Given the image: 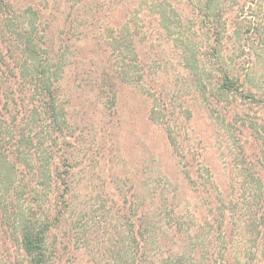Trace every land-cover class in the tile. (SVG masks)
I'll use <instances>...</instances> for the list:
<instances>
[{
  "label": "rangeland",
  "instance_id": "374dc122",
  "mask_svg": "<svg viewBox=\"0 0 264 264\" xmlns=\"http://www.w3.org/2000/svg\"><path fill=\"white\" fill-rule=\"evenodd\" d=\"M186 2L0 0V264H30L19 244L20 224L33 213L44 218L62 209L45 184L51 164H44L42 139L50 143L52 129L25 83L31 59L16 49L15 29L32 28V6L42 10L49 57L63 66L54 86L74 192L52 233L66 242L78 231L79 242L64 256L75 257L68 264H118L109 253L116 226L124 249L135 248L126 243L127 222L117 220L124 201H134L154 224L134 264H161L168 252L160 255L156 246L159 235L172 239L170 225L189 240L218 214L228 215L234 232L249 235L243 243L249 249L263 235L262 212L249 206L264 195V0H212L210 13L223 10L222 37L242 22L240 32L253 39L237 54L234 41L222 39L218 61L207 51L213 36L198 29ZM237 55L244 86L227 92L218 85L217 64ZM11 65L22 75L19 87L17 76L7 79L11 85L3 77ZM248 92L262 98H243ZM57 248L61 257L64 249Z\"/></svg>",
  "mask_w": 264,
  "mask_h": 264
},
{
  "label": "trees",
  "instance_id": "16d2710c",
  "mask_svg": "<svg viewBox=\"0 0 264 264\" xmlns=\"http://www.w3.org/2000/svg\"><path fill=\"white\" fill-rule=\"evenodd\" d=\"M186 1L187 6L192 7L195 12L198 29L204 28L207 33L213 36V45H209L207 51L208 49L210 51L212 50V52H214L213 56L217 59V61L222 55L221 50H219V46L221 45L220 41L222 39L223 42L234 41V43L231 44L233 45L232 48H234L233 50H235L236 54L239 50H246V48L250 46V42H252L253 39L244 37L240 32V28H238L242 22H237V24L235 23V30L229 29L228 34L224 37H222L223 35H220L223 28L221 24L223 10L218 8L215 10L216 12L210 13L212 0ZM31 8L34 11L33 25L30 26L32 28L27 29L26 27L22 26L15 29V37L17 38L16 41L18 42L16 43L18 44L16 49L21 52V56L31 59L29 71L27 70L26 66L23 69V76L26 78L25 83H27L28 86H32L34 94L33 96L35 97L34 102L39 103L38 106L41 108V114L48 118L44 120H48L47 124L52 129V132L50 133V143L48 138L42 139V142H46L44 147H46L49 154V160L45 159L44 164L48 166L49 162L51 164L50 173L47 171V169L45 172V175H48V177L45 179L47 181L45 184L50 190L48 195L53 193L51 198L53 200L52 204L54 207L56 208L57 205L60 208L62 207V209H56L57 211L55 215H49L44 218L33 213V219L24 221L20 224L19 244L23 253L29 258L30 264H49L51 261L52 264H68L73 262L75 257H67L65 259L64 256L67 255V248L75 246V244L79 242L80 237L78 235V231H76L75 235L69 237L68 241L66 242L58 241V239L53 236L52 233L60 226L58 220L63 217V207L68 206V200L70 197H72V193L74 192L73 188L71 187L72 184L70 183L72 177V164L70 163V159L68 157L70 152H67L66 150V137L68 132L59 125V108L56 101L57 96L54 86L57 80H59L63 74V66L59 64V58L58 62V60L54 61L52 57H49V49L44 47V29L40 27L41 23L38 18H41L42 16L41 8L33 6ZM251 29L252 28L249 27L245 32L249 33ZM7 49L9 50V55L11 56H9L8 59L12 62L16 61V57L11 53L12 48L8 46ZM137 50L140 52V48H137ZM21 59L22 62H26L24 58ZM226 61L227 63H225L224 58L223 60L221 59V62L217 64V70L220 77L218 85L227 92L241 93L240 90L243 89L244 85H241L240 80H244L246 73L242 72L243 67L241 65L242 61H240V56H228ZM13 64L16 65L15 63ZM14 65H11L12 67L7 73H3V77L6 78L5 80H7L10 78V76H17L19 79V84L17 82L14 84H18L19 87L20 84H22V75L17 74V69ZM7 84L11 85L12 82L7 80ZM248 93L249 94H247V96H243V98L250 99L256 103H258L259 99L262 98L261 95L255 96L250 92ZM43 159L44 158H42L41 161ZM14 162H16L18 166L22 165L24 167V165H26L20 161ZM19 169H21V167H19ZM37 177H42L39 171ZM255 199L258 200L256 202V206L251 205L249 206V209L254 207L256 210L261 211V218H263L264 195L260 197V199L259 197H256ZM47 201L48 198L46 199V202ZM216 201L217 200L214 199V202ZM119 206L121 214L117 220L121 218L122 221L127 222L128 226L126 225V234L124 233L127 238L126 243L131 241L135 248H131V250L124 249V242H122L121 239L123 232L121 235L117 233L116 226L113 235L117 236L116 245H121V247L119 249H114L116 245H113L111 250H109V253L112 252V255L114 254L113 258L117 260L118 264H134L136 260L135 254H137L139 257H142L141 248L146 242L147 235L152 231L154 224L153 221H149L146 218L144 212L139 210L138 206L134 204V201L133 204L132 201L129 203L124 201L121 202ZM228 218V215L226 217L225 215L220 216V214L205 218L204 224L198 226V235H196L193 239H189L192 240V243H190L191 248L185 253L184 250L179 252L178 249H186V243L189 242V240L182 237V231H180L181 229H179L177 226L170 225V228H173V234H171L172 237H170L172 239L168 240L166 237L161 239L159 235L158 240H160L162 244L159 243V246H156L158 242L155 244L156 251L160 252V255H166L163 252V249L168 252V256L164 257V259H161L160 263L264 264V233L263 235L261 234V237H259L260 233L256 234L254 238L252 237L254 243H251V248L249 249L243 244L246 242V239H248L249 235L247 233L241 235L240 233L234 232V226H231V222ZM260 227L264 231V225H260ZM207 228L211 229V231L204 232ZM86 233H89L86 239L91 241L90 236H92L93 228H89ZM153 237L154 240L157 241V235H153ZM251 241L252 240H248V243ZM64 244H66V247ZM180 244H184V246H181ZM85 245L87 246V244ZM57 247L64 249L61 257H57V255L55 256L54 254L55 250L58 249ZM72 254L73 252L69 253L68 255L71 256ZM50 256L53 258L49 259Z\"/></svg>",
  "mask_w": 264,
  "mask_h": 264
}]
</instances>
